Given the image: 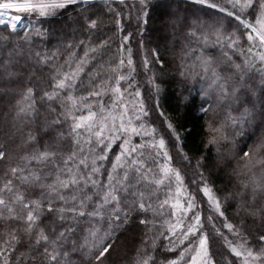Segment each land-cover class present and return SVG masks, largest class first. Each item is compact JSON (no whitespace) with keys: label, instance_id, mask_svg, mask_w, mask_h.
I'll return each mask as SVG.
<instances>
[{"label":"snow or ice","instance_id":"snow-or-ice-1","mask_svg":"<svg viewBox=\"0 0 264 264\" xmlns=\"http://www.w3.org/2000/svg\"><path fill=\"white\" fill-rule=\"evenodd\" d=\"M191 2L214 14L189 22L179 15L178 0H168L175 11L166 22L173 32L185 27L192 38L181 49L177 87L182 94L188 82L193 88L200 84L198 111L208 117L204 148H214L216 166L230 169L235 179V188L223 197L204 170V156L195 160L194 190L186 183L193 161L184 151L180 126L160 104L165 60L159 48L144 49L139 42L145 72L161 70L148 77L147 96L128 46L132 32L121 35L116 62L99 63L84 84L87 67L109 41L90 46L80 40L75 47L84 46L82 56L72 51L56 63L59 49L35 50L33 40L49 34L43 20L70 7L68 19L77 29H96L101 21L93 18L90 0H0V26L9 30L0 33V46L14 45L0 62V75L18 79L15 57L25 55L49 70L46 87L19 92L13 127L21 143L16 150L0 144V162H7L0 186V264H112L119 237L132 222L145 231L130 264H264V0ZM139 3L137 20L147 25L150 0ZM108 12L115 13L117 33H123L122 13L111 6ZM18 32L23 35L13 40ZM33 77L40 79L36 67L27 84ZM221 106L223 119L216 112ZM245 137L251 143L236 150V140ZM229 201L236 202L235 222L226 215ZM217 239L227 254L211 251Z\"/></svg>","mask_w":264,"mask_h":264},{"label":"trees","instance_id":"trees-1","mask_svg":"<svg viewBox=\"0 0 264 264\" xmlns=\"http://www.w3.org/2000/svg\"><path fill=\"white\" fill-rule=\"evenodd\" d=\"M181 10L179 15L181 17L187 16V20L190 22L196 17L201 19L207 18V16L213 15L214 10L205 8L204 6L194 4L189 0H178ZM92 8L95 10L93 18H99L101 23L98 24L97 28L91 31H85L82 27L77 29V25L73 24L68 16L72 13L70 7L67 12H63L60 15L52 18H48L42 21V26L49 30V34L45 37H35L33 45L35 50L44 51L47 50L49 54L55 49H59V57L55 61L56 63H63L64 59L67 58L68 54L72 51L77 53V57L82 56L84 52V46L75 47L80 40H84L87 45L95 46L99 45L102 41H109L108 45L102 50V55L98 56L96 61L92 62L83 74V83L87 84V72L96 68L102 61L112 60L113 64L116 62L118 57L117 49L120 44L121 35H127L128 32H132V38L129 41L128 46L133 49V60L136 65V79L139 81L141 91L147 95L152 91L151 86L143 84L141 79H148L152 75L153 71L160 75L161 70L158 67H152L147 72L143 69L142 57L144 55V49L159 48L163 53L162 59L165 60V68L163 69L165 75L161 78L163 83V91L160 94V104L166 115L173 118L174 122L180 126L182 131L181 139L183 141L184 151L192 158L193 166L187 167L186 183H189L190 190H194L191 186L190 181L194 179L195 173V160L200 156L205 157V172L211 173V180L214 182L218 194L223 197L225 192L231 191L235 188V179L230 174V169L223 167H217L216 161L218 157L214 148L205 150L204 140L206 133L204 131L205 121L208 119L207 116L201 114L198 108L203 100V97L198 94L200 84L196 83L195 87H192L191 82L188 83V88H185L181 94V90L177 87L182 82L179 80L177 71L180 63V57L173 59L172 54L169 52L168 43L171 41L173 51H178L182 43L188 44L191 41V37L186 35V29L183 26L177 27L173 39L170 40V36L167 35L163 30V20L169 15L168 0H150L149 4V16L148 24H138L137 20L133 18V13L136 11L140 13L141 7L138 0H125L124 4H120L119 0L112 1H92L90 2ZM175 4H173L174 6ZM116 9L122 13V22L125 27V31L121 34L117 33L114 21L115 13H109L108 7ZM132 14L129 16V14ZM132 18V19H131ZM39 26V25H38ZM141 28L143 31H141ZM77 29V30H74ZM9 30L0 26V33L6 34ZM23 32H18L17 36L13 37V40H17L18 36H22ZM144 41V49H141L139 42ZM20 47L27 49L25 42L20 41ZM71 43L74 47L67 48L66 45ZM3 44V42H0ZM247 45L245 44V47ZM14 45L7 43L6 45L0 46V62L8 59V53L12 50ZM19 62L15 65V69L20 71L22 75L18 79L8 80L0 75V144H6L10 150H16L17 145L21 143V134L16 132L13 127L15 117V104L20 98L19 92L27 86H37L38 88H44L47 85L48 69L34 66L31 60H28L27 56L15 57ZM149 59L151 60V53L149 52ZM36 67L37 76L39 80L33 77L32 84H27V76L29 71ZM255 81L259 83V76L255 77ZM159 82V81H158ZM122 86L125 85L122 83ZM8 89H15L16 91H8ZM148 90H150L148 92ZM189 91L191 95L189 96ZM77 94H81L79 91ZM39 95V93H38ZM189 96L188 101H184L183 97ZM43 111V109L41 110ZM218 113L217 118L223 119L225 115V106H221L216 109ZM211 115V113H210ZM233 115H239V112H233ZM25 133L27 128L24 129ZM236 150L243 147L245 143H251L247 140V137L236 140ZM232 145H225V149L232 148ZM114 150L118 151V148L114 146ZM111 155V154H110ZM175 156V151H174ZM178 158V157H177ZM235 164V162H233ZM110 164L105 165L106 168H110ZM7 167V162H0V186L3 183V172ZM106 179V176L104 177ZM201 194H198V199ZM163 199V195H161ZM226 215L229 220L235 222L233 213L236 209V202L229 201L226 205ZM205 217L208 215V206L206 203L203 205ZM215 224L220 227L224 232L225 229L222 227V218L216 217ZM252 224V221H249ZM260 228V221L257 220L254 226ZM211 231V228H208ZM145 231L143 226H140L136 222L130 223L126 229L122 232L117 242V251L113 253L110 258L112 264H130V258L134 255V249L140 243L141 233ZM211 251L215 254L217 252H225V249L221 247L219 239L212 241ZM225 254H227L225 252ZM239 264V262H237Z\"/></svg>","mask_w":264,"mask_h":264},{"label":"rangeland","instance_id":"rangeland-1","mask_svg":"<svg viewBox=\"0 0 264 264\" xmlns=\"http://www.w3.org/2000/svg\"><path fill=\"white\" fill-rule=\"evenodd\" d=\"M92 1H106V0H90V2H92ZM107 1H112V0H107ZM139 1V0H138ZM172 11H175V5L173 6H171V8H170V10H169V15H167L165 18H164V20H163V26H162V30L167 34V35H169L170 36V40H172L173 39V36H174V34H175V32H173V29L171 28V26L166 22L167 21V19L169 18V16H170V13L172 12ZM141 12V11H140ZM140 14V13H139ZM139 14H137V12L135 11L134 13H133V18L135 19V20H137V16L139 15ZM132 14L130 13L129 14V16H131ZM132 19V18H131ZM136 23H138V24H142L141 22H138V20L136 21ZM176 30H177V28H176ZM175 30V31H176ZM186 44H184V43H182V45H181V47L179 48V50L177 51H173V49H172V43H171V41L168 43V48H169V52L170 53H173L172 54V57H173V59H177V57L179 56L180 57V54H181V49H182V47L183 46H185ZM178 55V56H177ZM125 71V73L127 72V68L124 70ZM142 80V83L145 85V84H147V80L146 79H141ZM188 83H190V82H188ZM126 86V85H125ZM123 87V86H122ZM150 90H148V92H149ZM143 93H144V91H143ZM145 96H147V95H145ZM153 119L154 120H156V123L157 124H159V120L155 117V116H153ZM173 155H174V150H173ZM202 195V194H201ZM205 200H206V198H204ZM206 205H207V203H206ZM208 206V205H207ZM224 233H225V235H227L228 233H227V230L225 229V231H224Z\"/></svg>","mask_w":264,"mask_h":264}]
</instances>
